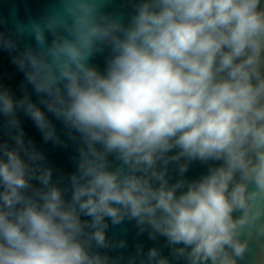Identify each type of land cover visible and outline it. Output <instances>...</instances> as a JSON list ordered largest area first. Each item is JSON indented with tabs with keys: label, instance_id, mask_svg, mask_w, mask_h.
<instances>
[{
	"label": "clouds",
	"instance_id": "1",
	"mask_svg": "<svg viewBox=\"0 0 264 264\" xmlns=\"http://www.w3.org/2000/svg\"><path fill=\"white\" fill-rule=\"evenodd\" d=\"M0 264H264V0H0Z\"/></svg>",
	"mask_w": 264,
	"mask_h": 264
},
{
	"label": "water",
	"instance_id": "2",
	"mask_svg": "<svg viewBox=\"0 0 264 264\" xmlns=\"http://www.w3.org/2000/svg\"><path fill=\"white\" fill-rule=\"evenodd\" d=\"M46 3H47V0H12V4L18 7L21 17H24L26 15V12L37 14L44 8ZM10 8H11V5L9 4H6L3 6V11L5 12V14H7ZM3 70L6 74L13 71V69L11 68V65L7 63L6 58L3 62ZM53 159L57 164H63L65 166H70L68 162L67 154L64 153L63 151H54Z\"/></svg>",
	"mask_w": 264,
	"mask_h": 264
}]
</instances>
